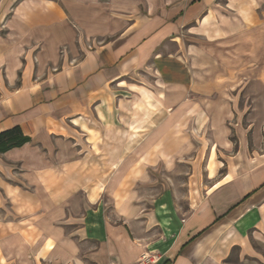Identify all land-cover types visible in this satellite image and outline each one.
<instances>
[{"label":"crops","instance_id":"obj_1","mask_svg":"<svg viewBox=\"0 0 264 264\" xmlns=\"http://www.w3.org/2000/svg\"><path fill=\"white\" fill-rule=\"evenodd\" d=\"M148 2L0 0V132L31 137L0 153V264H232L264 226V142L231 117L264 92V16Z\"/></svg>","mask_w":264,"mask_h":264},{"label":"rangeland","instance_id":"obj_2","mask_svg":"<svg viewBox=\"0 0 264 264\" xmlns=\"http://www.w3.org/2000/svg\"><path fill=\"white\" fill-rule=\"evenodd\" d=\"M142 8L148 5V0H135ZM210 5H219L223 10L222 14L216 13L218 17L238 18L236 16L249 17L247 11L251 6H257V14L260 17L264 16V0H208ZM241 6V8H240ZM249 7V8H248ZM239 8V9H237ZM241 13V14H240ZM205 12L199 13L196 18L189 22L188 26H185L182 31L186 33V37L193 40L197 39V36L192 35V30L196 33L199 31L201 17ZM264 19V18H263ZM7 20V18H6ZM5 20V21H6ZM190 27V28H188ZM189 29V30H188ZM78 30V29H77ZM10 29L5 26V23L0 27V42L3 39H9ZM79 32V30H78ZM193 38V39H192ZM200 39V38H198ZM202 40V39H201ZM208 45V44H207ZM61 53L64 49L61 47ZM5 74L0 71V79H3ZM259 85L263 84L260 79L257 82ZM233 119H241L242 127L247 129L249 137L252 139L253 134H258V140L264 142V92H249L248 89L242 90L236 95V104L233 107V114H231ZM251 128V129H250ZM195 147L200 145L199 141L193 142ZM196 152V150H195ZM135 160L137 158H134ZM183 165H186L185 163ZM189 168L187 166H178L177 173H172L177 180L178 191L180 196L184 199L188 193L187 181L189 179ZM161 175V174H160ZM157 189L151 190V193H157ZM15 208L10 203L0 205V223L1 221H8L14 217ZM251 249L245 252H239L236 249L230 257L227 259L229 263L232 264H264V226L258 230L256 235H252L250 239ZM242 260L239 262V259Z\"/></svg>","mask_w":264,"mask_h":264},{"label":"trees","instance_id":"obj_3","mask_svg":"<svg viewBox=\"0 0 264 264\" xmlns=\"http://www.w3.org/2000/svg\"><path fill=\"white\" fill-rule=\"evenodd\" d=\"M31 141V137L25 135L20 126L0 132V153H4L14 147H20Z\"/></svg>","mask_w":264,"mask_h":264},{"label":"built area","instance_id":"obj_4","mask_svg":"<svg viewBox=\"0 0 264 264\" xmlns=\"http://www.w3.org/2000/svg\"><path fill=\"white\" fill-rule=\"evenodd\" d=\"M158 260V255L153 252L143 253L136 264H153Z\"/></svg>","mask_w":264,"mask_h":264}]
</instances>
